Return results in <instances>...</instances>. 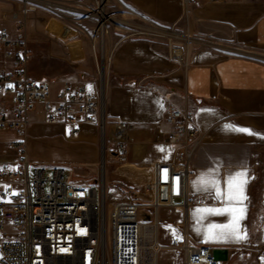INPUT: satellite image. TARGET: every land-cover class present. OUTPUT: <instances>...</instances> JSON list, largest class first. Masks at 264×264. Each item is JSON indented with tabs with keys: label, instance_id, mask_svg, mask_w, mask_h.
Segmentation results:
<instances>
[{
	"label": "crops",
	"instance_id": "1",
	"mask_svg": "<svg viewBox=\"0 0 264 264\" xmlns=\"http://www.w3.org/2000/svg\"><path fill=\"white\" fill-rule=\"evenodd\" d=\"M23 4L33 7L25 24L30 55L27 73L49 82L55 96L64 84L77 82L102 92V70L107 125L119 120L130 123L129 159L114 168L116 158L111 155V176L119 173L138 179L143 174L149 177L147 182L151 180L153 162L169 160L173 153L172 145L157 142L168 128V104L194 112L201 137L192 159L189 187L197 198L186 210L187 228L195 239L220 247L217 256L222 255V261L231 256L233 245L243 247L247 234L242 240L213 238L222 229L210 226L230 224L242 208L240 228L246 233L251 188L264 161V0H199L185 23L183 0L108 1L106 8L121 15L129 31L150 30L157 22H181L196 33L201 47L187 64L173 61L164 43L133 32L109 34L106 64L98 56L93 35L101 17L94 0H0V25L9 23V13ZM29 120L26 153L31 161H39L35 143L45 141V135L63 131L72 137L67 125L43 121L41 104L29 113ZM99 129L98 122L82 123L78 136L73 137L88 142L87 154L94 164L100 162ZM244 171L248 183L243 196L247 199L229 201L227 181ZM201 177L214 181L215 186L200 183Z\"/></svg>",
	"mask_w": 264,
	"mask_h": 264
},
{
	"label": "built area",
	"instance_id": "2",
	"mask_svg": "<svg viewBox=\"0 0 264 264\" xmlns=\"http://www.w3.org/2000/svg\"><path fill=\"white\" fill-rule=\"evenodd\" d=\"M198 1L183 0L185 14ZM32 9L20 5L9 13V23L0 25V134L16 135L0 138V264H176L177 252L181 264H221L220 247L195 239L187 228L185 213L197 198L189 187L192 159L201 137L193 111L168 104V128L161 139L173 146V153L169 160L153 163L150 193L144 198L109 204L95 182L75 179L70 166L28 158L29 113L39 104L43 121L67 125L72 137L82 123L107 125L101 91L85 82L67 83L53 96L49 82L27 73L25 24ZM104 25L102 21L100 32ZM163 29L171 32L174 27ZM153 30L130 33L148 36ZM176 50L169 57L187 64ZM108 127V153L124 163L129 159L130 123L119 120ZM167 207H180L184 218L166 244L160 239V210Z\"/></svg>",
	"mask_w": 264,
	"mask_h": 264
},
{
	"label": "rangeland",
	"instance_id": "3",
	"mask_svg": "<svg viewBox=\"0 0 264 264\" xmlns=\"http://www.w3.org/2000/svg\"><path fill=\"white\" fill-rule=\"evenodd\" d=\"M108 1L109 0H94V7L101 17L93 35L96 37L98 56L101 57L103 61L105 59L106 64H108L110 56L106 54L105 50L106 39L109 34L112 32H115V34L130 32L126 29L128 26L124 23L125 19H122L121 15L115 14L112 9L109 10L106 8ZM101 12L105 15L103 16ZM183 17V23H185L184 19H186L188 15L185 14L184 11ZM136 19H139L141 22L143 21L139 16H136ZM102 21H105L106 25V31L104 34L99 30ZM172 25L174 29L170 32L163 29L169 25L157 22V24L152 26V29H154L153 34L148 35L147 37L154 41L164 43L168 54L172 48L179 49L181 56H183L185 60H189L193 56L195 50L201 47V41L196 33L186 30L185 27L181 25V22H175L172 23ZM139 28L143 29L142 27ZM169 36H171V39ZM103 76L104 73L101 70L100 88L102 87ZM102 93H104L103 88ZM109 132L111 131L109 130L108 125H106V128L100 126V129L98 130L97 136L100 150V162H97L96 164L91 161L87 154L88 142L84 138H73L63 131L56 133L55 135L47 134L44 137L45 141L35 143V146L39 150L38 162L45 165L62 164L70 166L73 169L75 179L95 182L107 196L109 204L135 197H146V195L150 193L147 189V183L150 180L148 182L146 180L149 179V177H144V175L141 174V178L136 179L135 177L119 173L111 176L108 170V166L111 165L109 161L111 155L108 153L105 146V137ZM161 136L158 137L157 142L165 144L161 139ZM10 137H12L11 133L0 134V138ZM130 142L131 138L128 143ZM108 146H114V144L110 143ZM10 156L11 155L9 154H2V157L4 158ZM120 164L121 163L119 161L117 162V160L113 162L114 168L120 167ZM124 169L125 168H120V170L123 171ZM257 173L259 175L258 180L251 188L252 207L244 219L247 239L244 242L243 247H241L242 245H233L231 247V256L227 258L226 261H221V264H264V161L257 169ZM140 180L142 181L141 183L139 182ZM183 218L184 213L180 207L161 208L160 239L162 242L166 244L170 242L172 235L176 231V225L181 223ZM220 257L222 258V255ZM223 257H225V255ZM181 259L182 256L176 254V264H181Z\"/></svg>",
	"mask_w": 264,
	"mask_h": 264
},
{
	"label": "snow or ice",
	"instance_id": "4",
	"mask_svg": "<svg viewBox=\"0 0 264 264\" xmlns=\"http://www.w3.org/2000/svg\"><path fill=\"white\" fill-rule=\"evenodd\" d=\"M232 127V126H230ZM238 131H243L247 132L248 134H253L251 130L249 129H237ZM163 150V149H161ZM200 183L202 184H209L211 183L213 186H215L214 181H207L204 179V177H201ZM248 183V178H247V172H237L234 176H230L227 184H228V192H227V199L229 201H237V202H242V200H246L247 197L243 196V190L244 187ZM217 194H220V190L217 187ZM207 211H215V210H207ZM233 212L237 211L236 209L232 210ZM239 215H233L232 222L228 225H211V228H221L222 231L219 234V237H213V238H220V237H233L236 240H242L246 239V233L242 234L241 233V228H240V221L244 218L243 213L244 209H239Z\"/></svg>",
	"mask_w": 264,
	"mask_h": 264
},
{
	"label": "bare ground",
	"instance_id": "5",
	"mask_svg": "<svg viewBox=\"0 0 264 264\" xmlns=\"http://www.w3.org/2000/svg\"><path fill=\"white\" fill-rule=\"evenodd\" d=\"M102 13V12H101ZM103 14V13H102ZM105 14H103L104 16ZM106 17V16H105ZM103 18V17H102ZM105 19V18H104ZM106 31V25L104 26H101V33L104 34V32ZM75 43H78L77 41ZM74 46H78V45H74ZM76 50V49H75ZM176 53L177 54H180V51L179 50H176Z\"/></svg>",
	"mask_w": 264,
	"mask_h": 264
},
{
	"label": "water",
	"instance_id": "6",
	"mask_svg": "<svg viewBox=\"0 0 264 264\" xmlns=\"http://www.w3.org/2000/svg\"><path fill=\"white\" fill-rule=\"evenodd\" d=\"M104 85H105V78H104V76L102 77V88H103V90H104Z\"/></svg>",
	"mask_w": 264,
	"mask_h": 264
}]
</instances>
